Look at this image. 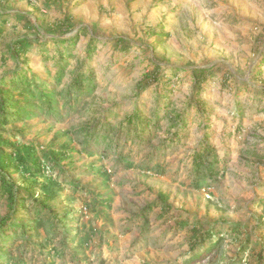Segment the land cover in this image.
I'll return each mask as SVG.
<instances>
[{"label": "rangeland", "instance_id": "374dc122", "mask_svg": "<svg viewBox=\"0 0 264 264\" xmlns=\"http://www.w3.org/2000/svg\"><path fill=\"white\" fill-rule=\"evenodd\" d=\"M0 91L5 264H264V0H0Z\"/></svg>", "mask_w": 264, "mask_h": 264}, {"label": "trees", "instance_id": "16d2710c", "mask_svg": "<svg viewBox=\"0 0 264 264\" xmlns=\"http://www.w3.org/2000/svg\"><path fill=\"white\" fill-rule=\"evenodd\" d=\"M75 83L76 84H80L81 83L80 82V79L78 77L76 78ZM0 93H3V92L0 91ZM16 103H17V107H19V108L22 109V107H23L21 105L22 102L18 101ZM44 103L47 104V102H45V101H44ZM48 103L51 104L49 98H48ZM17 107L15 109H17ZM136 118H139V117H136L135 116L134 119H132V120L129 121L131 125L133 123H137V124H140L141 125V123H142L141 119L140 118L139 119H136ZM4 122H7V120H5ZM141 126L142 127H147L149 125L148 124L147 125L142 124ZM142 131H144V128L142 129ZM175 136H177V134ZM210 155H211L210 148L207 147V146H205V148L203 149V151H200L195 156V161L198 164V166H200V167L202 166V164L204 163V159H207L208 161H210ZM7 160L10 161L11 163H14V159L12 158V156H8L7 155ZM16 161H18V159ZM37 161H38L37 159H34V162L36 163V166H37V168L39 170L42 169L43 172H46L47 168H50L48 165H45V164L42 165V164L38 163ZM18 164L20 166L24 164L22 158L19 159V163ZM17 169H20V167L17 166ZM213 169H214V166L213 165H210V167L208 168V173L210 175L209 177H212L213 176V174H214ZM199 171H200V169H199ZM204 175L205 174L202 173V176H204ZM38 204H39L38 207H34V208H31L32 206H30V208H28L27 206L25 207V208L30 209V211H31L30 214H33L32 216L34 217L33 220L31 222H29L30 223L29 227L31 229L35 230V231H39L41 229H45L46 232H47V234L49 235V237H51L50 234L52 233V230H50V229L48 230V227L49 226L51 227L52 226V223H49L48 224V223H46L44 221V214H45V212L48 211V210L49 211H51V210L45 204H43L42 206H40L41 203H38ZM23 207H24V204H23ZM68 215H69V213L66 214V216L60 217V219L63 220V221H65L66 219H68ZM0 228L2 230L7 229V230H13V231L16 232L17 230L23 229L24 227L22 225L18 224V222L14 221V220H12L10 222H7V218H4L2 220V222L0 223ZM233 231H234L235 234L238 233V229H236V228H234ZM76 236H77V234H76ZM208 236H209V238L206 237L208 239H210L212 237L211 235H208ZM206 238H204L203 241H206ZM219 246H220V243H218V241L213 242L211 245H208L203 251L196 252L192 256V258L190 259V261L188 263H193L194 264L198 260L201 261L203 259H206V257H208V256L214 255L216 253V249H219L218 248ZM195 247L196 246L194 245L192 247V249L195 248ZM10 256L11 255H9L6 252H1L0 253V261L1 262H4V264H5L6 262H8L7 260H10Z\"/></svg>", "mask_w": 264, "mask_h": 264}, {"label": "built area", "instance_id": "2783aa9c", "mask_svg": "<svg viewBox=\"0 0 264 264\" xmlns=\"http://www.w3.org/2000/svg\"><path fill=\"white\" fill-rule=\"evenodd\" d=\"M47 169H49V168H47ZM84 210L86 211V210H87V208H84Z\"/></svg>", "mask_w": 264, "mask_h": 264}]
</instances>
